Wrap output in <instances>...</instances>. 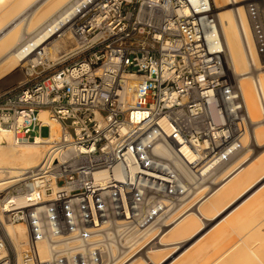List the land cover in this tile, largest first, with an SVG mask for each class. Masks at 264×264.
<instances>
[{
    "label": "built area",
    "instance_id": "1",
    "mask_svg": "<svg viewBox=\"0 0 264 264\" xmlns=\"http://www.w3.org/2000/svg\"><path fill=\"white\" fill-rule=\"evenodd\" d=\"M246 4L264 62V0ZM70 22L78 57L0 92V129L47 145L40 165L0 181V264H11L7 223L27 228L21 264H107L193 189L159 146L212 173L247 132L210 0H90Z\"/></svg>",
    "mask_w": 264,
    "mask_h": 264
},
{
    "label": "bare ground",
    "instance_id": "2",
    "mask_svg": "<svg viewBox=\"0 0 264 264\" xmlns=\"http://www.w3.org/2000/svg\"><path fill=\"white\" fill-rule=\"evenodd\" d=\"M11 1V4H14L13 0ZM89 1L48 0L45 6L47 11H35L27 29L24 28L27 30L25 32H28V38L24 37L23 32L18 34L16 29L21 21H26V17L22 19L23 12H16V15L14 14L12 19L6 22L1 19V15L0 59L3 56L5 58L4 62L0 64V78L10 75L27 61H32L34 66H36L37 63L41 62V58L47 54L46 48L49 45H51L54 52L64 48V44L62 45L61 41H59L60 37L63 38L62 36L67 31L71 33L70 20L77 11L84 7V3ZM3 2H5L4 4L7 3L6 0H0V10L2 12L4 10ZM11 4L9 6H12ZM210 4L213 13L218 17L219 21V35L227 74L242 92L245 101L243 114L247 124L257 123L260 116H263L261 112L263 111L264 113V70L261 69L262 71L256 76L253 73L255 69L259 70L260 67H264V62L261 61L258 54L255 32L247 4L241 0H210ZM16 6H13L14 8L11 7V9H15ZM6 9L8 8L6 7ZM11 9L9 8V10ZM55 12L57 13L53 16ZM3 13L7 14L6 11ZM8 13L12 14L13 11ZM10 14H7L9 18ZM43 17H45V20L49 17L51 19L49 18L50 20L43 25H39L40 22L39 24L37 22L38 26H35V21H39ZM23 39L27 40L23 41ZM21 41L22 43H20ZM50 53L49 55H52ZM41 118L52 126L55 134H59L60 124L50 116L49 111L43 110ZM253 133L250 136H248L249 133L247 132L245 134L256 141V143H259L262 139V134H264L263 130ZM246 140L248 141L247 138ZM42 142L40 138H37V141L29 143H16L7 129H0V181L4 179L3 176L6 173L11 175L10 178L21 176L29 169L40 165L47 151V145ZM241 143L242 147L237 152L242 150V148L245 150V145L247 144H243L242 140ZM259 145L261 146V144ZM184 150L188 158L193 161L195 159L194 154L185 148ZM158 152L174 161L182 174L193 184V189L185 198L183 205L177 208L170 216V219L173 217L172 222L168 223L169 220L167 221V226L171 225L169 230L166 231V228H163L160 233L163 232L164 234L160 236L157 232L159 226H152L142 230L137 235L124 238L122 246H120L124 249L114 247V255L117 254L118 249L121 253H119V256L112 258L107 264H264V158L258 161L256 165H253L255 162H250L249 164V156L247 155L244 158L242 157V159H237V162L234 160L236 163L232 162L229 165L227 163L230 159H228L212 173L208 172L212 168L208 166L199 169L201 172L197 170L196 174L191 172L180 159L175 158L170 149L159 146ZM237 152L233 153V155ZM261 156H264V154H261ZM225 166L226 168L224 169L223 167ZM222 168L224 170L220 175L221 178L223 177L221 182L212 187L210 183L214 182L210 181ZM247 169H249L248 172L244 175V178L242 177L245 185L241 183L244 187L242 186L241 194L237 195L241 189L239 183L242 176L241 173ZM260 183H262V187L255 190ZM249 191H252L255 198L241 208L236 206L235 209H239L237 212H235L236 210L231 212L230 208L235 204L232 200L235 193L238 197L246 195L245 193ZM210 192L212 194L206 198ZM199 195L203 196L197 199ZM202 199L206 200L200 201ZM227 211H230V213L220 222L221 224L225 221L226 224L224 226L218 222L194 240L195 237L202 233L204 225H211L222 213L226 214ZM233 212L235 213L233 214ZM200 221L204 224L203 226H200ZM6 225L9 241L12 242L18 253L17 264H21V254L28 237L27 228L21 223H17V225L7 223ZM219 225L220 228L218 227ZM215 228L217 229L216 231H214ZM210 233L212 234L208 237ZM159 236L160 241H158L162 247L151 249L146 255L138 256L142 249ZM193 240L194 242L189 244ZM193 247L195 249L191 250ZM168 249L172 250L170 251L171 253L166 254L167 256L157 262V253ZM43 252L47 254L46 248H43ZM173 256L174 258L171 259Z\"/></svg>",
    "mask_w": 264,
    "mask_h": 264
},
{
    "label": "rangeland",
    "instance_id": "3",
    "mask_svg": "<svg viewBox=\"0 0 264 264\" xmlns=\"http://www.w3.org/2000/svg\"><path fill=\"white\" fill-rule=\"evenodd\" d=\"M3 1H5V0H3ZM18 1H20L19 3H17ZM75 1V0H74ZM241 1H244L245 3H246V0H241ZM6 2L8 3V2H10L9 4H7V8L8 9H6V7H5V5L6 4H4L5 2H3V4H4V10H3V12L4 11H6V13L9 15L10 13H8L9 11H11V13H12V11H13V13L12 14H10V18H9V16H7V14H4L3 12H2V10H0V16L2 15V20L4 21V22H6V21H8V20H11L12 19V17L14 16V14L17 12H23L22 13V19L24 18L25 19V17H26V21H21V23L18 25V27H16V29H17V32H18V34H21L22 32H23V34H24V37L26 38H28L29 37V35L27 34L28 32H25V31H27V30H25V29H27V27H28V25H29V23H30V19H31V17H32V15L34 14V12L36 11V12H39V11H47V9L45 8V6H46V3L48 2V0H17V2H16V0L14 1L13 0V2H14V4H11L12 3V1L11 0H6ZM16 2V3H15ZM23 2V3H22ZM73 2V1H72ZM12 5V6H9V5ZM17 4H20V5H17ZM22 4V5H21ZM19 6V7H17V6ZM16 6V8L15 9H13L14 7ZM44 6V7H43ZM11 7H13L12 9H11ZM9 8L11 9V10H9ZM42 8H44V9H42ZM6 9V10H5ZM8 10V11H7ZM15 10V11H14ZM48 11H49V9H48ZM57 12H55V13H53V16L56 14ZM60 13V12H59ZM58 13V14H59ZM52 14V13H51ZM16 15V14H15ZM6 16V17H5ZM5 17V18H4ZM48 17V16H47ZM46 17V18H47ZM51 17H52V15H51ZM51 17H49L50 19H51ZM6 19V20H4V19ZM45 17H43L41 20L43 21V19H44ZM44 19V21H43V23H42V21L41 20H39V21H35V23H36V25L35 26H38V24H39V22H40V24L39 25H43L44 23H46L48 20H50V19ZM37 22H38V24H37ZM42 23V24H41ZM23 24V25H22ZM24 24H25V27H24ZM23 26V27H22ZM21 27V28H20ZM25 28V29H24ZM15 29V30H16ZM24 30V31H23ZM20 31V32H19ZM16 32V31H15ZM72 34V32L70 33V31H67L66 32V34L64 35V36H62L63 38H64V40H63V38H61L60 37V39H59V41H61L60 43L63 45L64 44V48H61V50H58L57 52H54L53 51V49H52V47H51V45H49V47L47 46V48H46V50H47V54H45V56H43L42 58H41V62L40 63H37V65H36V67L34 66V63L32 62V61H27V62H25L22 66H20L18 69H16L13 73H11L10 75H6V76H1L2 77V79L4 80H2L1 78V80H0V92H2V91H4V90H6L8 87H10V86H12V85H15V84H18L19 82H22V81H25L26 80V78H27V75H28V72L29 71H31V70H36V71H38V72H41V71H46V74L47 75H50L51 73H53V72H55L56 70H58V69H60L68 60H74V59H76L78 56H76L74 53L77 51V43H76V41H75V39H74V37L71 35ZM69 38V39H68ZM62 39V40H61ZM68 39V40H67ZM25 40H27V39H23V41H25ZM63 41V42H62ZM66 41V42H65ZM65 42V43H64ZM20 43H22V41L20 42ZM48 51H49V53L50 54H52L53 55V57H52V55H49V53H48ZM56 53V54H55ZM47 55V56H46ZM48 56H50V57H48ZM57 56V57H56ZM4 56L3 57H1V61H0V64H2L3 62H4ZM3 60V61H2ZM35 67V68H34ZM264 70V67H260V69L259 70H257V69H255L254 70V73L253 74H255V76H256V74H258L259 72H261L262 70ZM233 76V78H234V74L232 75ZM231 76V77H232ZM6 79V80H5ZM261 115H263L262 117L260 116V118H259V121H257V123H248L247 124V126H248V129H247V133H249L248 134V136H250V134L251 133H253V132H255V131H262L263 130V132H264V113H263V111L261 112ZM260 125H263V126H260ZM259 127V128H258ZM261 129V130H260ZM39 134H42L43 136H47L48 134H49V127H44V128H42L39 132H38ZM254 134V133H253ZM246 135V136H245ZM244 135V137H243V139L244 140H246V138L248 139V141L246 140V141H244L243 139H242V142H243V144H247V145H245V150L243 149L242 151L240 150L238 153H236L235 155H234V160H237V159H242V157L244 158L246 155L247 156H249L250 157V162L251 163H254L255 162V164H253V165H256V164H258L257 162L258 161H260L261 159H263L264 158V156H261V154L263 155L264 154V134H262V139H261V141L259 142V143H256V141H254V140H252V138L251 137H248L247 136V134H245ZM263 143V144H262ZM259 144H261V146L259 145ZM19 147V146H18ZM246 151V152H245ZM248 152V153H247ZM247 153V154H246ZM258 156H260V157H258ZM222 170H224V169H222ZM220 171L217 175H215L214 177H213V179H212V181H210V182H213V181H216V178L218 177V176H220L221 174H222V172L223 171ZM248 170L249 169H247V170H245L243 173H241V178H240V181H239V183H242V179L244 178V175L248 172ZM216 177V178H215ZM243 177V178H242ZM223 178V177H222ZM222 178H221V176L220 177H218L217 178V183H212V187H214V186H216V185H218L220 182H221V180H222ZM220 180V181H219ZM206 184H209V183H206ZM211 184V183H210ZM259 187H262V184H260V185H258L256 188H255V190L256 189H258ZM260 189V188H259ZM201 196H203V195H201ZM200 195L197 197V199L198 198H200L201 197ZM249 197V198H248ZM250 197H252V193H248V194H246L245 196H243V197H241L238 201H237V203H236V205L230 210L231 212L232 211H234L235 209L234 208H236V206L238 207V205L239 204H242V203H244L245 202V204H248L252 199H254V197H252V198H250ZM250 199V200H249ZM249 200V201H248ZM230 211H227L226 212V214L225 213H222V217L220 216V217H218V219H216L211 225H204L201 221H200V226H203L204 227V229H203V231H202V233L200 234V235H198L197 237H195V239L194 240H196V238H198L199 236H201L202 234H204L206 231H208V229H211L212 228V226H214L215 224H217L218 222H220V219L221 220H223L229 213H230ZM238 210H236L235 212H237ZM234 212V213H235ZM225 214V215H224ZM224 215V216H223ZM172 219H173V217L171 218V219H169V221H168V223H171L172 222ZM230 219V218H229ZM11 224V223H10ZM226 224V222L224 221V222H222L220 225H225ZM13 225H17V224H13ZM220 225L218 226L219 228H220ZM7 226V225H6ZM207 226V227H206ZM217 227V229H219ZM222 227V226H221ZM163 228H166V231L167 230H169L170 228H171V225L170 226H165V227H163ZM163 228H158L157 229V232L160 234V236H162L164 233L162 232V233H160L161 231H162V229ZM216 228H215V230L214 231H216L217 230ZM206 230V231H205ZM212 232V231H211ZM213 233V232H212ZM212 233H210L209 235H208V237L212 234ZM160 236L159 237H157L156 239H154L147 247H145L144 249H142L141 251H140V253H139V255L138 256H140V255H146L147 254V252L148 251H150L151 249H157L158 247H162L161 246V244H159V241H160ZM159 240V241H158ZM194 240L193 241H191L189 244H192L193 242H194ZM158 242V243H157ZM201 243V242H200ZM156 244H157V246H156ZM159 244V245H158ZM120 246H122V245H120ZM119 246V247H120ZM122 250L124 249V248H122V247H120ZM149 248V249H148ZM193 249H195L194 247L191 249V250H193ZM8 251H9V253H10V256H11V264H17V262H18V253H17V251H16V248L13 246V244H12V242L11 241H8ZM170 251H172V250H165V251H163V252H160V253H157L158 255H157V262H160L165 256H167L169 253H171ZM119 253H121L120 251H119V249H118V252H117V254L116 255H118L119 256ZM179 254H180V252H178ZM167 254V255H166ZM178 255V254H177ZM177 255H175V256H177ZM119 258H121V257H119ZM174 258V256L171 258V259H173ZM159 259V260H158Z\"/></svg>",
    "mask_w": 264,
    "mask_h": 264
},
{
    "label": "crops",
    "instance_id": "4",
    "mask_svg": "<svg viewBox=\"0 0 264 264\" xmlns=\"http://www.w3.org/2000/svg\"><path fill=\"white\" fill-rule=\"evenodd\" d=\"M243 149H244V148H242V150H243ZM242 150H241V151H242ZM237 153H238V152H237ZM248 158H249V159H248V162H249V164H250V161H251V160H250V157H248ZM235 161L237 162V160H235ZM235 161H234V155H233L232 157H230V160H229V162H228L227 164H228V165H229L230 163L232 164V162L234 163ZM238 161H239V160H238ZM236 162H235V163H236ZM226 166H227V165H226ZM226 166L223 167V168L225 169ZM223 168H222V169H223ZM220 171H221V170H220ZM220 171H219V172H220ZM222 171H223V170H222ZM213 182H214V183H217V182H215V181H213ZM243 183H244V182H243V180H242V184H243ZM242 184L240 183V185H241V189L239 190V192L237 193V195H240V194H241L240 192L242 191V189H243L245 183H244V185H242ZM260 184H262V183H260ZM260 184H259V185H260ZM210 185L212 186V184H210ZM238 186H239V185H238ZM242 186H243V187H242ZM254 191H255V190H254ZM211 192H212V191H211ZM211 192L209 193V195L206 196V198H207L208 196L210 197V195L212 194ZM248 193H252V191H249ZM248 193H245V194H248ZM257 194H258V193H257ZM237 195H236V193H235V195L233 196V199H232V200H233V202H235V204L231 206L230 210L236 205V203H237V201L240 199V197L245 196V195H241V196H238V197H237ZM253 195H254V194L252 193V196H253ZM253 197L255 198V196H253ZM203 200H206V199H202V200H200V201H203ZM198 202H199V201H198ZM223 205H224V204H223ZM223 205H221V206H223ZM245 205H246L245 203H242V205H238V208H239V207L241 208L242 206H245ZM223 207H224V206H223ZM234 209H235V208H234ZM235 210H236V209H235ZM235 210H234V211H235ZM237 210H239V209H237ZM233 214H234V212H233ZM233 214L231 213V215H233ZM220 222H221V219H220ZM220 222H219V224H220Z\"/></svg>",
    "mask_w": 264,
    "mask_h": 264
}]
</instances>
